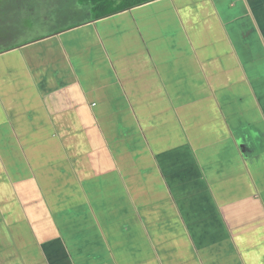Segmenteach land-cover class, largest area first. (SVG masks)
Masks as SVG:
<instances>
[{
    "label": "crops",
    "instance_id": "crops-1",
    "mask_svg": "<svg viewBox=\"0 0 264 264\" xmlns=\"http://www.w3.org/2000/svg\"><path fill=\"white\" fill-rule=\"evenodd\" d=\"M77 3L0 38V264H264V0Z\"/></svg>",
    "mask_w": 264,
    "mask_h": 264
},
{
    "label": "rangeland",
    "instance_id": "rangeland-1",
    "mask_svg": "<svg viewBox=\"0 0 264 264\" xmlns=\"http://www.w3.org/2000/svg\"><path fill=\"white\" fill-rule=\"evenodd\" d=\"M64 1L66 0H0V38L3 39L6 29L10 30L9 33L6 31L9 35L15 33L17 39L20 34V40H24L25 37H37L42 30L45 33L52 32L56 22L57 25L67 21L72 23L71 15L78 11L79 7L76 5L79 0H69V6L73 5V9H67ZM31 2L35 8L30 6ZM13 13H16L15 18L11 17ZM47 15L51 16L53 23L46 21Z\"/></svg>",
    "mask_w": 264,
    "mask_h": 264
},
{
    "label": "trees",
    "instance_id": "trees-1",
    "mask_svg": "<svg viewBox=\"0 0 264 264\" xmlns=\"http://www.w3.org/2000/svg\"><path fill=\"white\" fill-rule=\"evenodd\" d=\"M90 7L93 18L102 20L159 0H80Z\"/></svg>",
    "mask_w": 264,
    "mask_h": 264
}]
</instances>
